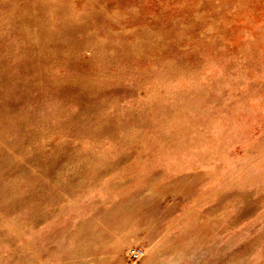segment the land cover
<instances>
[{
	"label": "rangeland",
	"instance_id": "1",
	"mask_svg": "<svg viewBox=\"0 0 264 264\" xmlns=\"http://www.w3.org/2000/svg\"><path fill=\"white\" fill-rule=\"evenodd\" d=\"M0 264H264V0H0Z\"/></svg>",
	"mask_w": 264,
	"mask_h": 264
}]
</instances>
